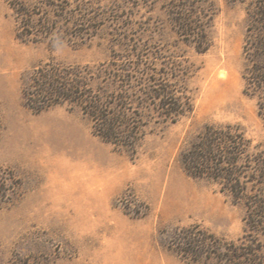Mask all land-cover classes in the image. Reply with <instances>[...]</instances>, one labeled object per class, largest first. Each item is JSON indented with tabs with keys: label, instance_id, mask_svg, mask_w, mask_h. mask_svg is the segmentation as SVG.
Here are the masks:
<instances>
[{
	"label": "rangeland",
	"instance_id": "rangeland-1",
	"mask_svg": "<svg viewBox=\"0 0 264 264\" xmlns=\"http://www.w3.org/2000/svg\"><path fill=\"white\" fill-rule=\"evenodd\" d=\"M255 2L92 0L97 28L34 43L17 36L13 10L0 0V264H215L183 259L171 245L175 232L200 223L243 237L246 203L188 174L180 151L209 123L239 124L264 147V117L243 75ZM186 3L205 19L212 14L207 51L177 32L174 17ZM123 43H147L152 57L175 60L193 103L178 121L156 126L136 155L95 134L79 106L36 113L26 105L23 87L39 64H99Z\"/></svg>",
	"mask_w": 264,
	"mask_h": 264
},
{
	"label": "trees",
	"instance_id": "trees-1",
	"mask_svg": "<svg viewBox=\"0 0 264 264\" xmlns=\"http://www.w3.org/2000/svg\"><path fill=\"white\" fill-rule=\"evenodd\" d=\"M6 1L13 10L17 36L24 42H60L80 37L99 24L92 0ZM209 13L205 19L186 3L174 17L179 35L200 52L213 44ZM249 14L245 93L257 98L264 117V0H256ZM92 21L95 24L90 26ZM123 45L99 64L55 59L39 64L23 87L26 105L36 113L62 104L79 106L95 134L136 155L156 126L178 121L192 111L193 103L175 60L161 52L152 57L147 43ZM180 160L191 176L215 182L236 201L246 203L247 229L242 238L234 240L200 223L183 226L173 235L172 248L189 262L264 264V243L259 238L264 233V147L254 144L239 124L209 123L181 149ZM146 214L135 213L138 217Z\"/></svg>",
	"mask_w": 264,
	"mask_h": 264
},
{
	"label": "bare ground",
	"instance_id": "bare-ground-1",
	"mask_svg": "<svg viewBox=\"0 0 264 264\" xmlns=\"http://www.w3.org/2000/svg\"><path fill=\"white\" fill-rule=\"evenodd\" d=\"M79 164L81 165L79 167L81 170H90L89 168H90L91 164L89 162H81V163L79 162Z\"/></svg>",
	"mask_w": 264,
	"mask_h": 264
}]
</instances>
